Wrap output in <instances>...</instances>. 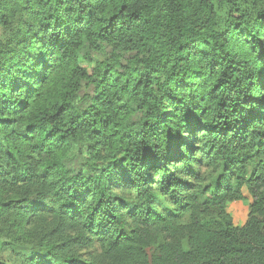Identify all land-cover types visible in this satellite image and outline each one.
<instances>
[{
    "label": "trees",
    "instance_id": "16d2710c",
    "mask_svg": "<svg viewBox=\"0 0 264 264\" xmlns=\"http://www.w3.org/2000/svg\"><path fill=\"white\" fill-rule=\"evenodd\" d=\"M15 247L24 264H264V0H0Z\"/></svg>",
    "mask_w": 264,
    "mask_h": 264
},
{
    "label": "rangeland",
    "instance_id": "374dc122",
    "mask_svg": "<svg viewBox=\"0 0 264 264\" xmlns=\"http://www.w3.org/2000/svg\"><path fill=\"white\" fill-rule=\"evenodd\" d=\"M246 199L242 202L232 203L229 211L234 219L235 226H242L246 223L249 214V207L252 203L250 195L245 190ZM251 200V203H249ZM29 254L28 248L15 247L6 252H0V263L4 264H24V257Z\"/></svg>",
    "mask_w": 264,
    "mask_h": 264
},
{
    "label": "crops",
    "instance_id": "0c3cea01",
    "mask_svg": "<svg viewBox=\"0 0 264 264\" xmlns=\"http://www.w3.org/2000/svg\"><path fill=\"white\" fill-rule=\"evenodd\" d=\"M246 196V195H245ZM249 203H251V200H249ZM248 218V217H247Z\"/></svg>",
    "mask_w": 264,
    "mask_h": 264
}]
</instances>
